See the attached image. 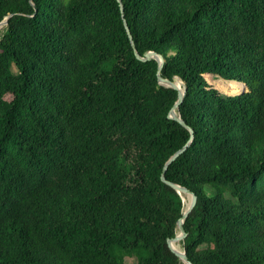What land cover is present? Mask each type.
<instances>
[{
    "label": "trees",
    "instance_id": "16d2710c",
    "mask_svg": "<svg viewBox=\"0 0 264 264\" xmlns=\"http://www.w3.org/2000/svg\"><path fill=\"white\" fill-rule=\"evenodd\" d=\"M186 87L165 172L192 264H264V0H121ZM0 264H182L161 181L190 132L116 0H0ZM229 82L236 95H225ZM244 85V86H243Z\"/></svg>",
    "mask_w": 264,
    "mask_h": 264
},
{
    "label": "water",
    "instance_id": "95a60500",
    "mask_svg": "<svg viewBox=\"0 0 264 264\" xmlns=\"http://www.w3.org/2000/svg\"><path fill=\"white\" fill-rule=\"evenodd\" d=\"M116 1L119 4V8H120V11H121V17L123 19L124 28H125L126 33L128 35V39L130 41V44H131V47L133 49V53H134L136 59L138 61H141V62L154 60L157 63L156 76H157L158 84L160 86H162V87H165V88H172V89L176 90V92H177L176 101L174 102L173 106L169 110L167 117L169 119H172V120L176 121L177 123H179L181 126L186 128L190 132V137H189V140L186 142V144L182 148H180L178 151H176L165 162V164H164V166L162 168V172H161L160 178H161V181L163 183H165L166 185H168L169 187H171L172 189H174L177 192V194L180 196L183 204H184V200H183L182 194H186V195L190 196L189 203H188L187 207L185 209L183 208L182 215L177 220V223H176V230H177L176 235L173 238H171V239H167V245H168L169 249L171 250V252L174 253L177 256V258L179 259V261L182 264H192V263H190L188 261V258H187L186 254H185L184 249H182L181 252H178V251H176L174 249L173 245H174V243L183 242L184 238L187 235L185 230H184L183 224H184V221L187 218L188 214L191 212V210L193 209V207H194V205L196 203V196L193 193H191L188 189H186L184 187H181V186H179L177 184H174L172 182H169L165 178V172L167 171L169 165L186 150V148L191 144V142L193 140V134H192L193 132H192L191 128H189L185 124V122L182 120V118H181V116H180V114L178 112L179 106L181 105V103L184 100L186 87H185V84L178 77H173L171 80L161 77L160 73H161V70H162V67H163V64H164V58L160 54H157L154 51L145 52L143 54V56L138 54V52L136 50V47H135V44H134V41L132 39V35L130 33V30H129V28L127 26V23H126V21L124 19V16H123V8H122L121 0H116ZM9 17L10 16H8L4 20H2L0 22V25L3 24L6 27L7 24H8L7 20H8ZM177 81L180 82L181 87L176 85ZM243 92H245V89H243L242 93Z\"/></svg>",
    "mask_w": 264,
    "mask_h": 264
},
{
    "label": "rangeland",
    "instance_id": "374dc122",
    "mask_svg": "<svg viewBox=\"0 0 264 264\" xmlns=\"http://www.w3.org/2000/svg\"><path fill=\"white\" fill-rule=\"evenodd\" d=\"M5 30V26L4 25H1L0 26V39L2 37V34ZM222 85L224 88V91L219 87L220 86V83L216 84V87L225 95H236V94H241L243 90H239L238 93H236L233 89H232V85L228 82H222ZM184 195V194H182ZM180 244V243H179ZM181 246V244H180ZM182 249V247H181ZM124 264H136V258L135 257H125L124 259Z\"/></svg>",
    "mask_w": 264,
    "mask_h": 264
},
{
    "label": "bare ground",
    "instance_id": "6f19581e",
    "mask_svg": "<svg viewBox=\"0 0 264 264\" xmlns=\"http://www.w3.org/2000/svg\"><path fill=\"white\" fill-rule=\"evenodd\" d=\"M2 25H3V24H2ZM0 26H1V25H0ZM176 85L179 86V87H181V84H180L179 81L176 82ZM182 196H183V200H184V209H185V208L187 207L188 203H189L190 196H189V195H186V194H184V195H182ZM173 246H174V249H175L176 251H178V252H181V251H182L181 246H180L179 243H174Z\"/></svg>",
    "mask_w": 264,
    "mask_h": 264
}]
</instances>
